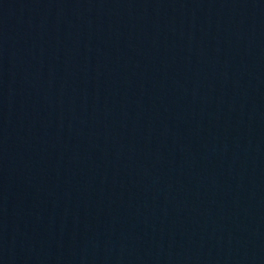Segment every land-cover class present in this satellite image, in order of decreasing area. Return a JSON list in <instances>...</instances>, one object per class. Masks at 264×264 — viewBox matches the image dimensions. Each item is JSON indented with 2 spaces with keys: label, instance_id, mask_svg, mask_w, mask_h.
Returning <instances> with one entry per match:
<instances>
[{
  "label": "water",
  "instance_id": "water-1",
  "mask_svg": "<svg viewBox=\"0 0 264 264\" xmlns=\"http://www.w3.org/2000/svg\"><path fill=\"white\" fill-rule=\"evenodd\" d=\"M0 264H264V0H0Z\"/></svg>",
  "mask_w": 264,
  "mask_h": 264
}]
</instances>
